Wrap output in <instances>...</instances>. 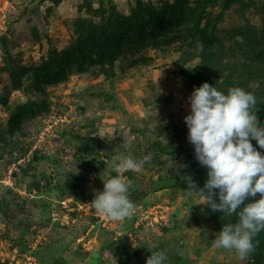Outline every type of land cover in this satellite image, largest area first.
<instances>
[{
	"label": "rangeland",
	"instance_id": "374dc122",
	"mask_svg": "<svg viewBox=\"0 0 264 264\" xmlns=\"http://www.w3.org/2000/svg\"><path fill=\"white\" fill-rule=\"evenodd\" d=\"M4 10L0 264H146L157 251L166 264H264V251L254 263L214 246L236 216L213 212L181 180L199 168L184 117L204 55L222 60L210 85L225 94L239 86L264 109V0H0ZM193 26L201 41L187 32ZM116 30L120 47L103 65L69 56ZM53 65L62 72L40 82ZM29 102L35 114L12 133L10 119ZM125 142L152 160L121 171L136 209L113 220L89 203Z\"/></svg>",
	"mask_w": 264,
	"mask_h": 264
},
{
	"label": "clouds",
	"instance_id": "9594fccd",
	"mask_svg": "<svg viewBox=\"0 0 264 264\" xmlns=\"http://www.w3.org/2000/svg\"><path fill=\"white\" fill-rule=\"evenodd\" d=\"M188 114L184 123L187 141L196 161L207 170L202 188L190 176H181L188 193L198 195L213 212L235 215L234 223L224 224L212 241L217 248L233 250L241 260L248 259L256 248L255 236L264 231V124L257 117V100L252 92L239 86L224 91L207 82L187 98ZM123 151L110 153L105 167L103 190H94L89 203L99 213L113 220L131 219L136 206L129 198L133 181L121 176L122 170L140 171L150 164L151 154L136 157ZM116 175H112V173ZM259 194V199H256ZM251 200L252 202H247ZM163 251L151 252L146 264H166Z\"/></svg>",
	"mask_w": 264,
	"mask_h": 264
},
{
	"label": "trees",
	"instance_id": "16d2710c",
	"mask_svg": "<svg viewBox=\"0 0 264 264\" xmlns=\"http://www.w3.org/2000/svg\"><path fill=\"white\" fill-rule=\"evenodd\" d=\"M98 1H104V0H98ZM10 26H11V21H9L8 29L5 32L9 30ZM124 29L125 31L121 32L120 36L123 33H124V37L127 35V30L126 28ZM186 29L189 35L194 38V40H198V41L202 40L198 38L197 30H196L197 26L187 27ZM117 33L118 31L116 30V35L111 41H107L109 34L105 38L104 37L98 38L94 36L92 38H89L88 40L82 41L80 44V49L75 50L73 53H70L69 56L72 57L73 62H77L81 66H84L86 64L103 65L105 63V60L108 59L109 57L111 58L114 52L118 50V47H120L118 45L120 37ZM80 53L82 54V59H80L79 57ZM204 58L205 59H203V63L200 66L202 69H204V72L196 71V79L194 81V86L196 87H199L204 82L210 83L212 75L214 74L217 75L219 67L222 66V60L221 58L218 57V52L216 53L212 52L207 55H204ZM46 68H48L46 71L45 69L43 71L41 70L40 79H39L40 82H42L43 80L45 82L54 81V79H56L55 77L59 73L62 72V69L60 67L56 68L55 65L46 67ZM219 90H221V88H219ZM221 91H224V90H221ZM34 106H35L34 103L29 102L28 105L21 106L19 109L20 111L18 110L16 113L13 114L12 118L10 119V126H11L12 133L20 128V124L22 122V116L25 113H27L28 115L35 114ZM256 114H257L258 120L262 124H264V109L263 111L258 110ZM252 143L254 147L258 148V151H261L262 154H264L263 150H260L258 145H256V142H252ZM189 156L195 159V156L193 153L188 155V157ZM198 167L199 168H197V166H193L192 168H190L191 170L193 169L194 171L196 170L193 173L191 172L192 174L191 178L194 181V183H198L204 186V183L207 179V170L206 168L202 167L199 163H198ZM256 199H259V194H257ZM247 202H252V201L249 200V201H246V203ZM235 221L236 219H234V222ZM222 225H224V223ZM254 242L256 244V248L252 256H254V263H258L259 260L262 261L261 255L264 251V231L259 232L255 236ZM263 261H264V257H263Z\"/></svg>",
	"mask_w": 264,
	"mask_h": 264
},
{
	"label": "built area",
	"instance_id": "2783aa9c",
	"mask_svg": "<svg viewBox=\"0 0 264 264\" xmlns=\"http://www.w3.org/2000/svg\"><path fill=\"white\" fill-rule=\"evenodd\" d=\"M8 24H9V12L7 10H4L0 14V31L5 32L8 29Z\"/></svg>",
	"mask_w": 264,
	"mask_h": 264
}]
</instances>
